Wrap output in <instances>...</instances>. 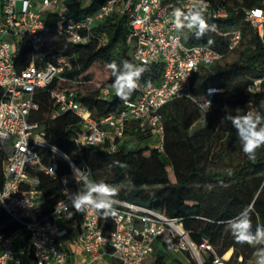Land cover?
<instances>
[{
	"label": "built area",
	"instance_id": "1",
	"mask_svg": "<svg viewBox=\"0 0 264 264\" xmlns=\"http://www.w3.org/2000/svg\"><path fill=\"white\" fill-rule=\"evenodd\" d=\"M67 1L4 0L0 4V141L11 148L2 161L0 198L5 191L11 194L0 202V209L15 226L5 234L8 225H0V264H68L70 259L74 264H151L154 245L168 236L177 239L174 253L188 252L197 264H203V255L210 253L212 264H225L207 240L193 243L176 219L146 206L119 200L118 215L105 234L97 212H76L63 194L64 189L79 191L87 176L70 182L59 174L56 162L45 163L39 149L62 159L73 175L79 169L44 140L29 116L38 109L33 101L35 91L71 69V56L53 52L46 43L51 29L42 14L49 8L59 21L67 22ZM260 1L262 6L244 7V0H206L208 23L226 21L224 30L218 32L226 41L224 53L205 45H187L188 29L174 28V10L187 12L192 0H109L82 19L70 20L63 31L53 33L52 42L62 36L67 43L86 44L95 25L112 15L125 17L129 26L126 44L134 60L141 65L160 64L162 75L156 84L144 86L135 100L123 102L100 120L94 119L72 92L52 91L56 106L52 117L71 112L81 121V132L73 139L77 148L105 146L108 152H114L122 145L127 126L134 124L140 132L154 134L158 143L151 147L162 150L164 106L177 99L188 100L202 120L210 115L215 96L223 92L210 87L200 95L192 94V80L200 67L219 63L239 50L248 31L264 46V0ZM247 91L253 97L246 102L244 113L260 112L258 98L264 93V74L252 78ZM107 94L108 90L102 92L103 96ZM206 101L211 102L207 110ZM40 174L58 187L59 201L48 213L43 212L45 198L38 189ZM61 201L67 211L58 208Z\"/></svg>",
	"mask_w": 264,
	"mask_h": 264
},
{
	"label": "trees",
	"instance_id": "2",
	"mask_svg": "<svg viewBox=\"0 0 264 264\" xmlns=\"http://www.w3.org/2000/svg\"><path fill=\"white\" fill-rule=\"evenodd\" d=\"M3 1L0 0V4ZM108 1L87 0L83 6L76 0H68L66 21L82 19ZM227 1L229 0H225ZM243 6H262V2L244 0ZM42 14L44 23L51 29V34L46 39L50 50L71 56V69L54 79L46 88L37 89L33 95L38 109L30 114L29 120L36 124V130L43 135L44 140L63 152L79 169L90 171L87 180L115 186L118 190L115 199L146 206L168 218L176 219L193 243L199 244L207 240L216 256L225 264L248 261L254 254L255 247L236 243L225 222L237 216L245 207L251 206L253 230L258 224L264 226V146L257 149L256 158L250 160L244 154L242 143L233 127L217 156L222 158V155L231 150H237L243 154L242 162L227 170H204L201 161L207 159L213 149L212 144H209L213 120L221 117V112L216 109L217 97L220 96L218 94L213 100L208 123L194 132L191 129L200 120L194 104L185 99H177L164 106L161 110L164 129L162 150L149 146L154 134L149 131L140 132L134 124L127 126L125 139L114 152H108L105 146L75 147L73 139L81 132V121L71 112L52 117L56 106L51 92H72L75 99L87 107L92 117L100 120L123 103L110 87L114 77L106 65L112 61L119 65L124 60L141 64L134 60L126 44L129 26L125 17L112 15L106 18L92 28V37L81 45L67 43L62 36L52 42L53 33L63 31L67 22L59 21L49 8L44 9ZM205 18L207 19L206 14ZM225 23L224 20H216V31L208 32L199 40L188 30L186 44L205 45L224 53L226 41L218 32L224 30ZM245 29L246 27L244 31ZM208 39H212L214 43L208 45ZM239 59L240 63L226 68L218 63L200 67L192 80V94L200 95L210 87H218L225 92L242 87L241 92L235 91L241 104L235 105L237 107L234 114H244L243 103L246 105L253 97L247 91V84L252 78L264 74V46L254 34L248 41V46L240 52ZM142 66L148 71L138 81L139 86L129 101L135 100L144 86L156 84L162 75L160 64ZM104 90H108L106 96L102 95ZM258 99V102L264 101V93ZM258 108L264 116V105L258 103ZM128 137L137 143L127 144ZM10 151V144L0 141V181L2 161ZM38 152L45 163L56 162L59 174L67 176L72 182L74 175L67 163L52 157L46 149H39ZM116 161L125 167L114 165L113 162ZM39 178L38 189L45 198L43 212L48 213L59 201V196L56 195L58 187L55 181L43 174ZM128 187L130 190H127ZM98 215L106 234L112 228V218L104 219L100 213ZM3 224L8 225L5 234L15 229L7 214L0 209V225ZM176 244L177 239L171 236L159 238L156 247L161 254L151 264H174L169 257L177 254L173 252ZM179 253L186 254V263L183 264H197L188 252ZM227 255L229 256L226 258ZM212 259L213 255L210 253L203 255V264H212ZM69 261L73 262V259Z\"/></svg>",
	"mask_w": 264,
	"mask_h": 264
},
{
	"label": "clouds",
	"instance_id": "3",
	"mask_svg": "<svg viewBox=\"0 0 264 264\" xmlns=\"http://www.w3.org/2000/svg\"><path fill=\"white\" fill-rule=\"evenodd\" d=\"M208 7L206 0H192V7L187 12L175 9L173 12L174 28L177 31L185 28L193 31L195 38L198 40L203 38L208 32H215L216 25L209 24L205 18ZM213 43L212 39H208V45ZM106 67L114 77L110 86L111 89L114 90L116 97L125 103L130 100L133 92L137 90L138 81H140L142 75L148 71L145 66L128 60L122 61L119 65L112 61ZM204 104L208 105L206 110L211 107L210 101H206ZM225 121L230 122L236 129L244 154L250 160H254L256 158V150L264 146V116L260 112L247 111L240 115L233 114L231 110H226L225 117L221 123L223 124ZM113 164L125 167L118 161L113 162ZM111 166L109 165V167ZM89 173L90 171L75 169L74 178L77 180L79 176L84 179ZM77 182L79 181L77 180ZM65 183H67L66 180ZM10 194L11 192L5 191L2 198H0V202L8 198ZM63 194L68 197L72 207L78 213H86L91 209L100 213L104 219L115 218L118 215L117 206L120 201L115 199L118 190L113 185L84 179L83 187L79 191L70 193L67 189H64ZM61 206L67 211L62 201L58 204V208ZM251 212V206L245 207L237 216L227 220L225 223L236 243L248 244L256 248L254 252L255 264H264V226L258 224L253 230ZM71 215L72 213H70V217Z\"/></svg>",
	"mask_w": 264,
	"mask_h": 264
},
{
	"label": "rangeland",
	"instance_id": "4",
	"mask_svg": "<svg viewBox=\"0 0 264 264\" xmlns=\"http://www.w3.org/2000/svg\"><path fill=\"white\" fill-rule=\"evenodd\" d=\"M86 4L85 1L82 2V5L84 6ZM19 5V3H18ZM184 34L186 33L183 32ZM188 33V32H187ZM188 35V34H187ZM252 33L250 31L246 32L244 41L242 43V46L239 50H237L236 52L227 55L222 61H220L218 64L221 67H229L234 65V63H240V52L245 49L248 46V41L251 39ZM241 92L242 91V87L235 90V89H231V91L229 92H225L223 90L222 93H220V96L217 97V104H216V109H218L221 112V117L220 119H216L214 118L213 120V124H212V133L210 134V142L212 144V153L211 155H209V157H207V159H203L201 161V166L204 168L205 171H221V170H227L230 169V167H232L233 165L239 164L242 162L243 160V154L238 152L237 150H231L230 153L228 154H224L222 155V158H218L217 154L220 152V148L222 146V143L225 141V139H228V134L229 131H231L233 129V126L231 125L230 122L225 121L223 124L221 123V121L223 120V118L225 117L226 114V110H231L234 114V112L236 111L235 108L237 106L235 105H240V98L238 97V93L235 92ZM245 98V97H244ZM243 98V99H244ZM259 105H264V101L258 102ZM245 106V104L243 103V107ZM241 108H239L240 110ZM209 117L199 120L198 123H196L193 128L191 129L192 132L199 130L200 128H204L206 126V124L208 123ZM228 127V129L226 130V128ZM127 144H135L137 143L136 140H133L131 137L127 138L126 140ZM150 145L151 144H156L158 143V138L156 136L152 137L151 141H149ZM206 145H208V142H206ZM62 160V159H61ZM127 190H130V188L128 187ZM259 247V246H256ZM256 250V248H255ZM158 254H161V252L157 249L156 244L154 245V249H153V253L150 256V260L152 261ZM229 255L226 256V258ZM186 254L184 253H177L174 255H171L169 257V259H171V261L174 264H183L186 263L185 262V258ZM255 256L254 254L252 255V257L242 263L243 261H238L239 264H255ZM68 264H73L72 261H69Z\"/></svg>",
	"mask_w": 264,
	"mask_h": 264
}]
</instances>
